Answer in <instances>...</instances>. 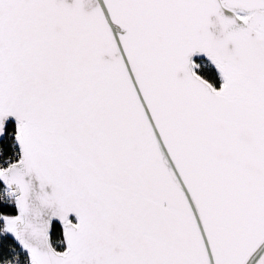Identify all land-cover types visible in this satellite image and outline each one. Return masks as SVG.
I'll list each match as a JSON object with an SVG mask.
<instances>
[{"label": "snow or ice", "instance_id": "obj_1", "mask_svg": "<svg viewBox=\"0 0 264 264\" xmlns=\"http://www.w3.org/2000/svg\"><path fill=\"white\" fill-rule=\"evenodd\" d=\"M0 264H264V0H0Z\"/></svg>", "mask_w": 264, "mask_h": 264}]
</instances>
